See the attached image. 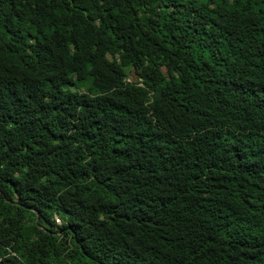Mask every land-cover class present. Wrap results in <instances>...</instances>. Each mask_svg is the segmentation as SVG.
<instances>
[{"label": "trees", "instance_id": "1", "mask_svg": "<svg viewBox=\"0 0 264 264\" xmlns=\"http://www.w3.org/2000/svg\"><path fill=\"white\" fill-rule=\"evenodd\" d=\"M0 264H264V0H0Z\"/></svg>", "mask_w": 264, "mask_h": 264}, {"label": "rangeland", "instance_id": "2", "mask_svg": "<svg viewBox=\"0 0 264 264\" xmlns=\"http://www.w3.org/2000/svg\"><path fill=\"white\" fill-rule=\"evenodd\" d=\"M133 76V74H132V72H131V70H130V77H132ZM59 222H60V220H58Z\"/></svg>", "mask_w": 264, "mask_h": 264}, {"label": "built area", "instance_id": "3", "mask_svg": "<svg viewBox=\"0 0 264 264\" xmlns=\"http://www.w3.org/2000/svg\"><path fill=\"white\" fill-rule=\"evenodd\" d=\"M59 220H60V218H59Z\"/></svg>", "mask_w": 264, "mask_h": 264}]
</instances>
